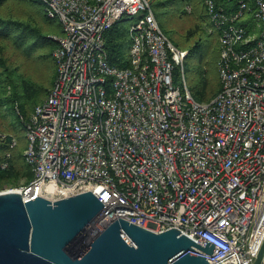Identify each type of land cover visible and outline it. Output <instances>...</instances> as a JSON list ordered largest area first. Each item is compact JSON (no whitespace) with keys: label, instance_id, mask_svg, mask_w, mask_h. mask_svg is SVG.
Here are the masks:
<instances>
[{"label":"built area","instance_id":"1","mask_svg":"<svg viewBox=\"0 0 264 264\" xmlns=\"http://www.w3.org/2000/svg\"><path fill=\"white\" fill-rule=\"evenodd\" d=\"M41 1L62 33L53 84L25 123L33 177L18 189L23 200L91 191L103 207L87 242L120 217L210 241L209 264H252L264 243V0L229 9L204 0L220 47L221 88L208 102L192 97L186 52L149 0ZM125 16L130 65L121 68L107 59L104 33Z\"/></svg>","mask_w":264,"mask_h":264},{"label":"trees","instance_id":"2","mask_svg":"<svg viewBox=\"0 0 264 264\" xmlns=\"http://www.w3.org/2000/svg\"><path fill=\"white\" fill-rule=\"evenodd\" d=\"M239 1L215 0L226 9L236 8ZM149 4L169 41L186 52L183 72L192 97L198 102L210 101L221 88L217 68L220 47L219 31L204 0H149ZM122 20L104 33L107 59L121 68L130 65L129 27L120 28ZM248 26H252L250 19ZM61 33L60 22L47 15L41 0H0V191L26 185L33 177L23 156L25 123L53 84L57 44L53 36ZM180 73V67L175 66V82ZM3 162H7L4 168Z\"/></svg>","mask_w":264,"mask_h":264},{"label":"water","instance_id":"3","mask_svg":"<svg viewBox=\"0 0 264 264\" xmlns=\"http://www.w3.org/2000/svg\"><path fill=\"white\" fill-rule=\"evenodd\" d=\"M102 207L91 191L53 201L0 191V264H209L210 241L202 246L175 227L154 232L120 217L87 242L85 228Z\"/></svg>","mask_w":264,"mask_h":264},{"label":"rangeland","instance_id":"4","mask_svg":"<svg viewBox=\"0 0 264 264\" xmlns=\"http://www.w3.org/2000/svg\"><path fill=\"white\" fill-rule=\"evenodd\" d=\"M132 24V18L131 16H125L121 22H119V27H129ZM208 31V28H207ZM19 189L20 186L12 187V188H6L5 190H11V189ZM4 191V190H3ZM92 229V228H91ZM87 233V232H86ZM88 235V234H87ZM91 237H93V232L90 233Z\"/></svg>","mask_w":264,"mask_h":264},{"label":"bare ground","instance_id":"5","mask_svg":"<svg viewBox=\"0 0 264 264\" xmlns=\"http://www.w3.org/2000/svg\"><path fill=\"white\" fill-rule=\"evenodd\" d=\"M16 190H18V188L16 189ZM86 231H88V229L86 230ZM89 232V231H88ZM86 233V232H85ZM86 235V234H85Z\"/></svg>","mask_w":264,"mask_h":264}]
</instances>
